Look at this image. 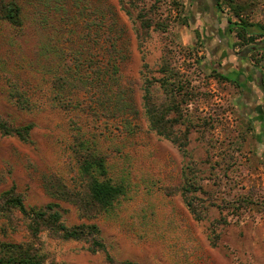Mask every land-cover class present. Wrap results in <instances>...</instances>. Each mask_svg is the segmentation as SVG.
<instances>
[{"label":"rangeland","instance_id":"rangeland-1","mask_svg":"<svg viewBox=\"0 0 264 264\" xmlns=\"http://www.w3.org/2000/svg\"><path fill=\"white\" fill-rule=\"evenodd\" d=\"M13 1L22 25L0 21V119L33 128L27 141L0 133V197L13 190L26 209L57 205L67 227L96 225L115 264H264V96L257 72H264V51L244 50L227 24L237 21L227 4L232 1L246 20L264 25V0H220V9L206 0L226 25L218 41L204 36L207 26L197 19L196 3L208 5L204 0ZM104 38L113 42L112 55L121 56L122 99L137 110L135 118L124 110L113 119L106 113L113 104L96 102L102 94L91 99L62 90L78 104L67 109L58 102L61 94L55 96L52 81L62 73L64 56L87 60L107 47ZM165 61L197 91L186 107L193 122L186 154L150 129L143 108L146 86L153 102L164 101L155 81ZM106 93L112 98L113 88ZM79 140L105 156L106 177L126 189L110 210L92 217L56 189L83 187ZM185 175L200 187L192 195L204 203L201 221L184 204ZM248 197L253 204L242 211L240 201ZM26 224L17 211L0 216V245L30 243L44 264H109L105 253H91L83 241L45 231L33 240Z\"/></svg>","mask_w":264,"mask_h":264},{"label":"trees","instance_id":"trees-1","mask_svg":"<svg viewBox=\"0 0 264 264\" xmlns=\"http://www.w3.org/2000/svg\"><path fill=\"white\" fill-rule=\"evenodd\" d=\"M215 1L216 7L220 9V0ZM227 4H229L230 9L233 10V16L237 19L235 22L227 19L228 31L230 33L233 30L235 31L238 44L250 53L256 50L264 51V25L246 20L243 17L242 10H239V7L232 3V1ZM20 14V7L13 0L8 2L0 0V21L6 22L13 27H20L22 25ZM103 40L107 45V49H103L102 52L91 56L87 60L78 54L70 56V61L67 55L64 56V58H67V61L63 65L62 73L52 81L55 96L59 97L60 92L66 89L69 91H82L91 99L95 95L102 94V98L100 100L97 99L96 102L101 106L111 102L113 104V111L109 113L106 110V113L108 112L107 114L111 115L113 119L122 118V111L124 110H128L135 118L137 110L122 99L124 93L120 88V72L117 66V59L121 58V56L118 53L117 56L116 52L112 55L109 48L113 46V42H110L107 38ZM230 54L237 56L232 49ZM196 63L200 70L204 69L202 61H196ZM84 64L88 65L85 69L83 68ZM106 65H110V67L105 68ZM241 71L239 69L234 72L241 73ZM159 72L162 73L163 77L157 79L155 82L160 83L163 89L165 95L164 101L160 104L153 102L149 89L150 86H146L143 96L145 115L152 131L177 145L179 150L183 154H186L185 147L188 142V128L193 125L190 113L186 111V107L197 98V91L191 85V79L180 75L173 65L167 61L163 62ZM212 72L214 73V71ZM257 72L260 74L259 91L264 96V72ZM217 76L226 82H231L230 78L220 73ZM110 88L114 90L112 98L108 97L106 93L107 90L110 91ZM58 102L64 109L78 105H73L72 101L62 97V94ZM172 114L175 115L174 118ZM188 117L189 119H187ZM197 120L199 121V119ZM183 124H187L183 132L174 130L175 126H182ZM32 128L33 124L31 123L13 128L0 119V133L3 136H16L21 141H27ZM78 143L76 156L80 172L84 178L83 187L79 192L69 191L65 186H56V189L63 200L78 205L79 209L83 212V216L92 217L110 210L113 204L125 194L126 189L122 183H113L106 177L107 171L104 155L99 154L83 141L79 140ZM199 190L200 187H195L193 179L185 175L181 194L186 208L197 221L205 218L203 214L205 211L203 201L192 195ZM252 204L253 201L250 197L243 198L240 201V208L243 211ZM12 211H17L26 220L27 232L33 240L41 232L45 231L51 237L64 241H83L89 245L88 250L91 253L101 251L106 254L105 259L109 264H115L113 259L107 254L96 225L81 224L67 227L61 221L62 215L57 205L49 204L43 208L26 209L22 196L16 194L13 190H9L4 192L0 197V216L10 214ZM44 259V255L36 251L30 243L0 245V264H44ZM118 264L137 263L124 261Z\"/></svg>","mask_w":264,"mask_h":264},{"label":"crops","instance_id":"crops-1","mask_svg":"<svg viewBox=\"0 0 264 264\" xmlns=\"http://www.w3.org/2000/svg\"><path fill=\"white\" fill-rule=\"evenodd\" d=\"M206 4L208 5H200L199 3H196V5H199L201 9V14L197 19L199 21H203L207 26L206 28L208 29V31H206L205 29L204 36L209 37L213 41H218L219 36L221 33H223L222 31L226 28V25L216 16L217 14L214 5L210 3V1H206ZM235 61L236 59L234 57H231L230 65L233 66L235 64Z\"/></svg>","mask_w":264,"mask_h":264}]
</instances>
